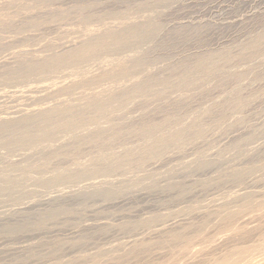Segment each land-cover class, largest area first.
<instances>
[{
  "label": "rangeland",
  "instance_id": "1",
  "mask_svg": "<svg viewBox=\"0 0 264 264\" xmlns=\"http://www.w3.org/2000/svg\"><path fill=\"white\" fill-rule=\"evenodd\" d=\"M220 261L264 264V0H0V264Z\"/></svg>",
  "mask_w": 264,
  "mask_h": 264
},
{
  "label": "bare ground",
  "instance_id": "2",
  "mask_svg": "<svg viewBox=\"0 0 264 264\" xmlns=\"http://www.w3.org/2000/svg\"><path fill=\"white\" fill-rule=\"evenodd\" d=\"M121 36H122V35H121ZM115 37H116V36H115ZM117 39H118V38H117ZM115 40H116V39H115ZM120 40H121V39H120ZM118 42H119V41H118ZM99 46L101 47V45H99ZM95 47H96V46H95ZM95 47H93V48H95ZM93 48H92V49H93ZM96 48H97V47H96ZM96 48H95V49H96ZM95 52H96V51H95ZM100 53H101V52H100ZM94 56H95V55H94ZM101 56H102V55H100V57H101ZM103 57H104V56H103ZM95 58H96V57H95ZM75 59H77V58H75ZM75 59H74V60H75ZM79 59H80V58H79ZM88 59H89V58H88ZM104 60H105V59H104ZM77 61H78V60H77ZM80 61H81V60H79V62H80ZM71 64H72V63H71ZM76 64H77V63H76ZM76 64H75V65H76ZM66 67H67V66H66ZM56 68H57V67H56ZM125 68H126V67H125ZM127 69H128V68H127ZM58 70H59V69H58ZM58 70H57V71H58ZM60 70H62V69H60ZM63 70H64V69H63ZM69 70H71V69H69ZM117 70H118V69H117ZM64 71H65V70H64ZM66 71H68V70H66ZM122 71H123V70H122ZM60 72H61V71H60ZM83 72H85V71L83 70ZM125 72L127 73V71H125ZM61 73H62V72H61ZM115 73H116V71H115ZM120 73H121V72H120ZM122 73H123V72H122ZM130 73H131V72H130ZM97 74H98V73H97ZM108 74H109V73H108ZM124 74H125V73H124ZM64 75H67V74H64ZM82 76H83V75H82ZM112 76H113V75H111L110 77H112ZM43 77H45V75H44ZM43 77H42V78H43ZM83 77H84V76H83ZM86 77H87V76H86ZM80 78H81V77H80ZM37 79H38V78H37ZM27 80H28V79H27ZM83 80H84V79H83ZM29 82H30V81H29ZM120 82H121V80H120ZM35 84H36V83H35ZM119 84H120V83H119ZM94 86H95V85H94ZM30 87H31V86H30ZM87 87H88V86H87ZM3 89H6V88H3ZM82 89H83V88H82ZM95 90H96V89H95ZM82 91H83V90H82ZM101 91H103V90H101ZM84 93H85V92H84ZM101 93H102V92H101ZM105 93H106V92H105ZM85 94H86V93H85ZM85 94H84V95H85ZM95 94H96V93H95ZM103 94H104V93H103ZM100 96H101V95H100ZM100 96H99V97H100ZM84 97H85V96H84ZM87 97H88V96H87ZM91 97H92V96H91ZM82 98H83V96H82ZM80 99H81V98H80ZM84 100H85V99H84ZM86 100H87V99H86ZM72 101H73V100H72ZM110 105H111V104H110ZM24 107H25V106H24ZM32 107H34V106H32ZM39 107H40V106H39ZM42 107H43V106H42ZM44 107H45V106H44ZM44 107H43V108H44ZM61 107H62V106H61ZM26 108H27V107H26ZM45 108H46V107H45ZM38 109H39V108H38ZM47 109H48V107H47ZM47 109H45V110H47ZM10 110H11V109H10ZM36 110H37V109H36ZM50 110H51V109H50ZM56 110H57V109H56ZM59 110H60V109H59ZM61 110H62V109H61ZM64 110H65V109H64ZM47 111H48V110H47ZM102 111H103V110H102ZM108 111H109V110H108ZM64 112H66V111H64ZM104 112H105V111H104ZM109 112H110V111H109ZM113 112H114V111H113ZM100 114H102V113H100ZM77 119H78V118H77ZM80 119H82V118H80ZM71 120H72V119H71ZM73 121H74V120H73ZM73 121H72V122H73ZM60 122H61V121H60ZM72 122H71V123H72ZM60 124H61V123H60ZM60 124H59V125H60ZM76 124H77V123H76ZM71 126H72V125H71ZM48 129H49V128H48ZM48 129H47V130H48ZM38 131H39V130H38ZM48 132H49V131H48ZM22 133H23V132H22ZM20 134H21V133H20ZM25 134H26V133H25ZM25 134H24V135H25ZM21 135H22V134H21ZM28 137H29V136H28ZM22 139H23V138H22ZM22 139H21V140H22ZM24 139H25V138H24ZM21 140H20V141H21ZM42 140H43V139H42ZM49 140H50V139H49ZM27 142H28V141H27ZM40 142H41V141H40ZM16 143H17V142H16ZM43 144H45V143H43ZM33 147H34V146H33ZM43 147H44V146H43ZM3 184H4V183H3ZM6 188H7V187H6ZM7 189H8V188H7ZM10 189H11V188H10ZM12 189H13V188H12ZM9 191H10V190H9ZM5 192H6V191H5ZM2 198H3V197H2ZM251 247H252V246H251ZM254 247H255V246H254ZM238 248H239V247H238ZM243 251H244V250H243ZM243 251H242V252H243ZM248 251H250V250H248ZM245 252H246V251H245ZM236 254H237V253H236ZM227 256H228V255H227ZM227 256H225L226 259H227ZM229 256H230V255H229ZM238 256H239V255H238ZM251 256H252V255H251ZM231 257H232V256H231ZM228 259H230V258H228ZM248 259H249V258H248ZM222 260H223V259H222ZM224 260H225V259H224ZM241 260H242V259H241ZM227 261H228V260H227ZM236 262H237V261H236ZM219 263H221V261H220ZM219 263H218V264H219ZM224 263H225V262H224ZM227 263H229V261H228ZM227 263H226V264H227ZM241 263H242V262H241ZM252 263H253V262H252ZM215 264H217V263H215ZM221 264H223V261H222ZM248 264H249V263H248Z\"/></svg>",
  "mask_w": 264,
  "mask_h": 264
}]
</instances>
